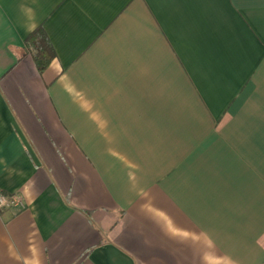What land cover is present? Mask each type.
Masks as SVG:
<instances>
[{
    "label": "crops",
    "instance_id": "0c3cea01",
    "mask_svg": "<svg viewBox=\"0 0 264 264\" xmlns=\"http://www.w3.org/2000/svg\"><path fill=\"white\" fill-rule=\"evenodd\" d=\"M0 189V264H264V0H0Z\"/></svg>",
    "mask_w": 264,
    "mask_h": 264
},
{
    "label": "trees",
    "instance_id": "16d2710c",
    "mask_svg": "<svg viewBox=\"0 0 264 264\" xmlns=\"http://www.w3.org/2000/svg\"><path fill=\"white\" fill-rule=\"evenodd\" d=\"M24 50L31 56L33 64L42 72L53 57L52 49L41 29L34 30L25 40Z\"/></svg>",
    "mask_w": 264,
    "mask_h": 264
},
{
    "label": "built area",
    "instance_id": "2783aa9c",
    "mask_svg": "<svg viewBox=\"0 0 264 264\" xmlns=\"http://www.w3.org/2000/svg\"><path fill=\"white\" fill-rule=\"evenodd\" d=\"M26 206L23 198L18 194L5 193L0 189V212L7 209H24Z\"/></svg>",
    "mask_w": 264,
    "mask_h": 264
}]
</instances>
